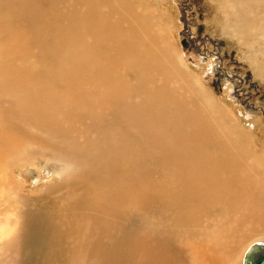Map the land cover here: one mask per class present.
<instances>
[{
    "label": "bare ground",
    "instance_id": "obj_1",
    "mask_svg": "<svg viewBox=\"0 0 264 264\" xmlns=\"http://www.w3.org/2000/svg\"><path fill=\"white\" fill-rule=\"evenodd\" d=\"M0 1V35L13 37L5 26L20 18L34 28L37 36L45 34L40 38L43 51L69 44L53 57L75 74L66 75L60 82L55 66L30 72L27 78L43 76V89L26 93L24 99L39 109V97L47 93L45 88L56 85L81 98L79 106L83 105L86 115H79L82 118H77L76 126L78 130L87 129L90 135H80L78 131L67 146L54 141L55 137L68 140L71 136L70 130L55 133L59 122L54 117L48 121L53 133L50 137L38 138L37 133L25 132L36 144L27 150L19 149L22 166L30 163L32 153L50 155L52 168L39 171V178L45 179L43 172L52 183L54 176L59 178L56 187L44 190L42 198L50 199L68 181L80 182L86 177L97 182L101 175L106 176L109 186L130 187L135 197L146 196L159 187L171 189V218L165 208L149 199L117 214L97 205L90 206L87 214L85 203L76 204L72 215L78 222L71 228L77 236L74 234L73 239L79 237L81 214L89 220L80 258L86 257L91 264H242L252 244L228 251L223 246V228L233 222L234 214L259 219L264 226V153L254 148L251 130L252 134L240 128L232 117L231 121L225 119L226 106L204 87L199 73L187 67L180 50L171 42V27L165 17L154 15L147 0ZM220 2L227 17L224 35L235 36L251 49L256 46L255 57H264V0ZM40 6L60 13L48 18ZM60 22L68 23L65 38L55 28L53 31ZM205 38L206 43L213 42L223 60V45ZM227 55L239 66L234 53ZM46 58L43 55L41 61ZM256 58L257 77L264 80V61ZM11 74L4 87L9 90L21 83L20 92L25 81H18L20 72L16 73V68ZM248 76L249 83L245 78L240 83L251 90L261 89L264 94L253 73L248 72ZM216 82L217 89L220 83ZM56 95L51 94V99ZM4 97V117L0 120L19 117L23 105L19 109L10 94ZM245 104L251 107L249 102ZM218 125L226 131L222 133L227 134L228 142L219 136ZM21 127L10 125L3 130L0 125V205L6 202V195H15L16 190L8 155H3L1 149L21 145L15 135L25 131ZM111 145L113 151L106 153ZM29 169L24 168L23 175L33 172ZM253 171L261 174L262 180L253 178ZM35 174L30 176L32 182ZM17 177L20 181L27 179L22 174ZM240 181L244 184L235 189ZM83 183L73 192L78 197L89 193V182ZM140 184L154 188H142ZM33 198L29 196L28 201ZM106 199L112 202L118 198L107 192ZM7 203L11 208L15 205ZM23 207L27 208L26 200L19 196L11 230L0 224V264H60L67 246L57 234L65 227L50 212ZM254 243L264 244V239L259 237Z\"/></svg>",
    "mask_w": 264,
    "mask_h": 264
},
{
    "label": "rangeland",
    "instance_id": "obj_2",
    "mask_svg": "<svg viewBox=\"0 0 264 264\" xmlns=\"http://www.w3.org/2000/svg\"><path fill=\"white\" fill-rule=\"evenodd\" d=\"M147 1H149L150 9L154 15H162L165 17L168 27H171V42L173 41V46L176 47L178 51L180 50V55L187 67L190 66V69L193 72L199 73L198 75L203 81L202 84L204 87L208 89L223 106H226L225 112L228 117L225 114V119L231 121L232 117L240 128L247 130L249 133L252 131L255 144H253L254 148L257 151L264 153V94L261 92V89L258 91L251 90L249 85H242L240 83L241 80H244L247 76L248 72H251L255 76V82L261 83L263 86L262 90H264V80L257 77L255 70L256 65H254L256 55L253 53L257 52L258 48L254 46V49H251L248 46L241 44L235 36L224 35L223 27L226 25L227 17L220 0ZM2 4L3 3L0 1V6ZM40 8L43 15L48 18L56 17L60 13L59 10L50 9L45 6H40ZM67 24V22H60L53 27V31L55 28L59 35L65 38ZM200 26H204L205 31L203 32L202 30L199 34L198 29ZM5 28L11 31L14 36L10 38L0 35V117H4L5 104L3 99L5 98V93L10 94L13 104L18 106L19 109L20 105H23V108L19 110V117L15 119H2L0 120V125L3 130H7L8 126H17L18 124L19 126H22L21 128L25 131L22 132L21 136H19L17 132L15 134L18 141L21 142V145L1 149L3 155H8L7 162L10 164V170L13 171L12 180L13 183L16 184V190L15 195H6V202L0 205V224L5 225L8 230L10 229L11 223L15 220V218L12 219V215L15 213L18 197L20 196L26 200V207L28 209H39L43 212H50V216L56 218V221L61 226L65 227L64 231H61L60 229L57 234L62 242L63 240L66 241L67 246L62 253L65 257L60 264H91L86 257L80 258L84 254L82 238L83 236H87V231H85V229L89 226V220L85 218L84 214H81L80 216L82 226L79 237L77 240L73 239L74 234V237L77 236V232L71 228L72 225L77 224L78 222V219L74 218L72 215L73 208L76 204L85 203L84 213L87 214L90 211L88 208L93 205H97L99 209L105 208L117 214L128 211L131 209L132 205L134 208L143 200L149 199L165 208L171 218V189L169 187L155 188L146 196L135 197L131 194L133 189L131 190L130 187L124 185L119 187H115V185L109 186L108 182H106L105 175H101L97 182L90 181L86 177H83L80 182H75L73 180L68 181L66 182V186L60 187V189L56 191L57 193L50 199L44 200L42 198L41 194H43L44 190L49 186L56 187L54 184L58 183L59 178L57 179V177L54 176L55 181L52 183L50 180H46L48 177L47 172H43L45 179L43 178L42 180L39 178V171L44 168H52L50 155L42 156L38 153H32L29 156L31 164L27 163L22 166L24 162L18 158V153L21 151L19 149L22 147L21 149L24 148L27 150L31 145L36 144L35 140L32 141L30 137L27 138L25 136V132L29 135L31 133H37L39 135L38 138L40 136L46 138L50 137L53 133L51 127L48 125V121L51 117H54L60 124L55 125V133L63 130H70L71 132L70 139H59L58 137H55L54 141L67 146L70 145L78 131L80 135H90L87 129L78 130L76 126L77 118L86 115L85 111L82 109L83 105L79 106L81 98L70 91L59 89V86L56 85L50 88H45L47 93H43L39 97V99L42 100V105L39 109H34L29 105L28 101L24 99L26 93L33 94V90L35 89H37V93H39L43 89V87H41L43 76L36 74V76L27 78V75L30 72L38 70L42 71L48 66H55V74L61 78L60 82L65 81L66 75L72 76L75 74L73 71L66 70L63 67V63H56L53 57L57 52L59 53L65 50L69 44L65 43L59 49H57L56 46H51L48 51H43L40 47V38H45V34L37 36L38 33H35L34 28H30L28 24L20 18L14 20L13 25L5 26ZM205 37L211 38L221 46L223 45L221 52V56L224 58L223 60H220L217 56L218 52L215 48L216 46L211 42H203ZM191 38H193L192 41H190ZM186 41L189 42V46L187 45L188 48H185V46L182 45V42ZM227 53L235 54V59L239 62V66H235L233 58L231 61L230 59H227L229 58ZM43 55H47V58L44 61H41ZM259 56L260 55H258L256 59L260 61L262 60L261 62H263L264 57ZM204 61H207V63ZM13 68H16V73L17 71L20 72L17 78L18 81H25V86L20 92L18 89L22 87L21 83H15L9 90L4 87V82L12 76L11 71ZM215 81H219L220 83L217 89L213 87ZM49 83L52 84L50 80ZM236 90L239 92L237 93ZM53 93L57 95L51 99L50 95ZM246 102H249L251 107L246 105ZM72 108H75L73 113ZM40 113L45 114L39 117L38 115ZM127 124L132 127L131 122H127ZM222 131L226 133V131L219 126V136L224 142H228L227 134L223 135ZM256 135H259V137L257 136V138H255ZM40 142L43 143L44 141ZM113 148L114 146L111 145L106 153H111ZM93 154H95V152H93ZM24 168H30L33 172L29 171V176L25 175V173L23 175ZM34 173L37 174H35L36 180L32 182L30 176ZM245 173H248V169H245ZM18 174H22L24 177L26 176L27 179L21 181L18 180ZM252 177L259 181L262 180V176L258 172L253 171ZM84 181L89 182V184L86 183L90 186L89 193L86 196L78 197L73 192L79 190L81 186L85 184L83 183ZM243 184L242 181L235 184V189H239ZM140 186L142 188H154L143 184H140ZM107 192H112L119 200L114 199L112 202H109L106 199ZM243 193L244 191H242L241 195ZM29 196H34V198L31 201H28ZM75 197L80 199L76 200ZM7 202L14 203V207L11 208ZM120 206L123 210H120ZM27 208L23 207L24 210ZM227 209L232 212V208ZM233 218V222L227 224L223 228V246L227 248L228 251L243 246H250L256 242L259 237L264 239V226L262 225L261 220L246 219L244 218V215L238 214H234Z\"/></svg>",
    "mask_w": 264,
    "mask_h": 264
},
{
    "label": "water",
    "instance_id": "obj_3",
    "mask_svg": "<svg viewBox=\"0 0 264 264\" xmlns=\"http://www.w3.org/2000/svg\"><path fill=\"white\" fill-rule=\"evenodd\" d=\"M199 34L202 32L203 27L200 26L199 27ZM205 40H207L206 38L203 39V42H205ZM213 43V42H212ZM182 45L185 46V42H182ZM219 57V55H217ZM235 64V62H233ZM246 82H249V76L247 74V76L245 77ZM218 82H214L213 83V87L216 88L217 87ZM253 86L255 87L256 84H253ZM242 264H264V244H258V243H254L252 244L248 250L246 251L244 257H243V261Z\"/></svg>",
    "mask_w": 264,
    "mask_h": 264
},
{
    "label": "flooded vegetation",
    "instance_id": "obj_4",
    "mask_svg": "<svg viewBox=\"0 0 264 264\" xmlns=\"http://www.w3.org/2000/svg\"><path fill=\"white\" fill-rule=\"evenodd\" d=\"M191 10V9H190Z\"/></svg>",
    "mask_w": 264,
    "mask_h": 264
}]
</instances>
